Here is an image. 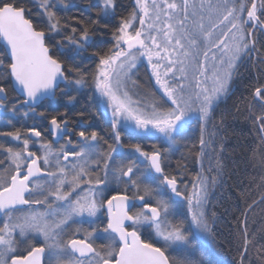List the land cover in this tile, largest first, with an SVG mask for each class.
Instances as JSON below:
<instances>
[{
  "label": "snow or ice",
  "instance_id": "obj_1",
  "mask_svg": "<svg viewBox=\"0 0 264 264\" xmlns=\"http://www.w3.org/2000/svg\"><path fill=\"white\" fill-rule=\"evenodd\" d=\"M135 3L137 8L112 33V47L89 57L97 61L90 72L76 64L75 58L92 46L101 21L114 14L115 0H100L95 20L86 22L74 16L63 18V23L57 11L69 5L41 0L46 30H37L26 18L28 10L17 0H0V38L6 42L0 69L24 96L19 107L28 111L22 115H35L37 106L55 99L61 82L79 90L91 78L98 104L110 110L113 141L108 143L96 131L70 132L63 118L66 114L60 119L53 116L50 126L54 136L68 135L69 139L58 150L51 143L41 144L43 155L30 150V139L42 135L37 127L28 128L27 138H22L25 134L19 129L0 133L22 145L15 150L0 144L9 164L0 173V264H46V256L55 257V264H177L170 261L166 251L189 243L183 221L175 219V206L181 201L188 206L190 222L197 229L207 230L200 210L207 201L203 183L193 182L190 193L187 185L181 190V178L165 172L167 151L154 146L149 153L139 144L125 151L121 131L130 128L137 135L163 139L171 149L194 113L203 129L212 120L218 103L231 91L238 68L255 50L253 32H264V0L259 5L250 0V7L245 0ZM137 19L138 28L133 23ZM57 36L61 39H55ZM49 41L53 42L51 47ZM61 57L71 58L73 63L68 65ZM141 57L151 65L155 82L167 98L164 103L153 101L148 105L131 99L130 73ZM5 59L10 63L5 64ZM254 98L264 102V86L255 89ZM6 99V89L0 86V121L11 125L18 112L16 106L8 108ZM73 99L69 97V102ZM39 115L43 117L44 113ZM256 119L264 130V114ZM72 135L78 137V143H73ZM200 143L203 146L205 140L201 138ZM135 154L139 155L133 159ZM116 156H120L119 161ZM4 163L0 161V166ZM113 181L124 184V189L115 191ZM163 189L171 193L167 199ZM113 191L115 194L107 195ZM153 199L154 205L150 202ZM135 201L142 202V207L131 212ZM22 206H46V210L17 215ZM104 219L106 224L98 223ZM85 223L88 229L83 228ZM73 224L79 226L70 233L72 238L65 240ZM142 228L153 229L163 247L142 239ZM80 234L83 239L75 238ZM95 238L108 243L95 247L91 242ZM179 264L194 261L184 258Z\"/></svg>",
  "mask_w": 264,
  "mask_h": 264
},
{
  "label": "trees",
  "instance_id": "obj_2",
  "mask_svg": "<svg viewBox=\"0 0 264 264\" xmlns=\"http://www.w3.org/2000/svg\"><path fill=\"white\" fill-rule=\"evenodd\" d=\"M60 1L69 5L66 10L57 11L62 23L63 18L74 16L86 22L95 20L100 10L96 0ZM17 2L28 10V19L37 29L46 30L45 15L36 0ZM116 3L119 17L133 7L132 0H116ZM115 19L101 21L94 43L101 35L107 37L116 25ZM253 40L255 50L238 68L231 86L234 90L218 103L212 120L203 129L197 119L187 124L183 136L177 138L178 148L175 156L169 157V164L166 163L167 155L164 157L165 172L181 178V190L187 185L190 193L193 182H202L207 190L204 205L208 240L203 242L191 233L189 220L183 212V228L194 251L185 248L166 251L170 261L177 264L184 258L193 260L194 264H264V198L255 203L264 195V134L261 122L256 119L264 114V104L254 98L255 89L264 86V34L255 30ZM90 49L101 51L99 46ZM4 54L0 44V58ZM84 56L76 57L75 63L94 71L93 66L83 63L87 61ZM4 63H9V59ZM69 97H74L70 102L72 113L87 104L91 109L98 107L91 78L81 90L72 88ZM201 138L205 140L203 146ZM166 149L167 146L163 152L168 153Z\"/></svg>",
  "mask_w": 264,
  "mask_h": 264
},
{
  "label": "flooded vegetation",
  "instance_id": "obj_3",
  "mask_svg": "<svg viewBox=\"0 0 264 264\" xmlns=\"http://www.w3.org/2000/svg\"><path fill=\"white\" fill-rule=\"evenodd\" d=\"M96 1L98 2L99 7H100V1L99 0H96ZM132 2H133V7L128 9V11L125 14H123L122 17H119V15L117 14V8L115 6L114 14L109 16L110 19L116 18L115 19V22H116L115 27L113 28V30H111L110 33H108L106 38H105V36L101 35L98 38V40H100V41L97 40L96 43H94V40H93L91 47L96 48L99 46L101 51H98V52H105L109 48L112 47V45L114 43V41L112 39V33L116 30L117 27H119L120 21L122 19L129 18L130 14L135 9L134 0H132ZM115 4H117L116 0H115ZM39 28L40 27H38L37 30L41 29V28L40 29ZM65 35H67V33H65ZM55 39L59 40V39H61V37L57 36ZM48 43L51 47L53 42L49 41ZM103 44H105V45H103ZM91 47H88L87 51L81 53L80 56L83 57L84 55H87V56H84L87 61H83V63L90 64V66H93L95 68V64L97 61L90 59L89 57L91 56V54L93 52H97V51H93V49L91 51V49H90ZM80 56H78V57H80ZM61 59H63L65 61V63L68 65H71L73 63V61L70 62L71 58L61 57ZM9 63H10V60H9ZM5 64H8V63H5ZM137 68H142L145 71V74L148 77H150L149 72L147 71L146 64L144 62L139 64L137 66ZM0 86H3L6 89L7 99L5 100V104L8 106L9 109H11L13 106H16L17 112H18V118L13 119L11 125H8L5 122H4V124H0V133L12 132V131H16L17 129H19L22 134H25V136H23L22 138H27L28 128L33 127V126L37 127V129L39 131H41V133H42L41 137L30 139V150L36 152L37 155H39V153H38L37 148L34 146V144L38 140L44 141L47 143H51L53 148L58 150L60 147L64 146L65 142L69 139L68 135H64L63 138H60L58 136H54L52 131H51V126H50L51 118L53 116H57V118L60 119L61 114H66L63 116V118L68 121V129L70 130V132L78 133L81 130H87V132L90 133L92 131H96L98 133V135L100 137L104 138V140H107L108 143L113 142L112 138H111V131H112L111 123L107 119V116H105V114L102 112V110L98 106V103H97L98 107H94L93 108L94 110L91 108H88V104H87V106L85 105V106L81 107L80 110L76 111L75 113H72V111L70 110L71 103L69 102V96H70L71 90H68V91L65 90V88H66L65 83L61 84L60 87L58 88V90L56 92V98L55 99L46 100L44 103H42L41 105H39L35 108V113H36L35 115L31 114V115H28L27 117H24L21 114L23 111L24 112L28 111V108L27 107H19L20 103H22L24 99L14 89L11 79L5 78V76L3 75L2 69H0ZM10 89H11V91H13V93H10L11 92V91H9ZM62 93H66V95H62ZM89 95H90V93L87 95V97ZM45 104H47V105H45ZM41 112L44 113L43 117H41L39 115ZM71 139H72L74 144L78 143V137L76 135H72ZM128 140H129V142H128ZM147 141H149L147 143L150 144L149 138L147 139ZM121 143L123 144L125 151L128 148H130L131 145H135V144L141 145L142 148L147 146L146 140L134 137L131 134H129L126 130L121 131ZM0 144L4 145L5 148L6 147H13L15 150L20 149L19 148L20 146L18 147L17 141H15L11 137H7L4 135H0ZM158 147H159V150H161V152H163V150L165 148V144H162L161 142L158 141ZM76 150L78 151L79 149H76ZM117 157L118 156H116L115 158H117ZM0 161H5V163L2 166H0V173H2L5 168H9V164L6 160V156L2 151H0ZM42 167H43V164H42ZM39 181L43 182L44 181L43 177H40ZM124 187H125L124 184H121L120 187L113 188V189L115 191H122L124 189ZM115 191L109 192V193H107V195L115 194ZM128 194H129V196H131L133 194V190H130L128 192ZM31 198L37 199L36 197H31ZM150 202L153 203L152 201H150ZM134 205L135 206L131 208V212H136L137 210H140L142 207V202L135 201ZM25 208H27V206H22L20 209V212H17L16 214L21 213L22 210ZM35 208H38V206ZM41 208H46V206L41 207ZM2 220H3V217L0 216V221H2ZM98 223L106 224V219H104L102 221H98ZM86 224L87 223L84 224V227L86 226ZM74 225H76V224H74ZM85 229H86V227H85ZM87 229H88V227H87ZM73 230H71V232ZM148 233L152 234L151 229L150 228H143V230L141 231L142 239H146L150 242H155L152 238H150L148 236ZM69 238H72L70 233L68 236H66V240ZM75 238L83 239L84 236H83V234H80ZM91 242H93L95 247H99L101 245H105L108 243V241L106 239H101V238H95ZM157 246H160V245L157 244ZM47 259L48 258L45 257L46 264H49Z\"/></svg>",
  "mask_w": 264,
  "mask_h": 264
},
{
  "label": "rangeland",
  "instance_id": "obj_4",
  "mask_svg": "<svg viewBox=\"0 0 264 264\" xmlns=\"http://www.w3.org/2000/svg\"><path fill=\"white\" fill-rule=\"evenodd\" d=\"M100 1V0H99ZM36 2L38 3V8L44 12V10L41 8V0H36ZM159 2V0H158ZM177 2H179V0H177ZM199 2V0H197V3ZM245 2L247 3V5L250 7V0H245ZM58 3H60L61 5H63L61 3L60 0H58ZM134 3H135V0H134ZM261 3V0H259L258 2V5ZM137 8L136 6V3H135V9ZM260 13L258 12V15ZM45 19H46V16H45ZM135 27H140L139 25V21L138 19L136 21L133 22ZM263 33V32H262ZM251 39H253V35L251 37ZM145 63L146 64V67H147V71L149 72V76L148 77L146 74H145V71L142 69V68H137V66L141 63ZM211 74V73H209ZM179 75V74H178ZM134 82V83H133ZM211 84V81H209V85ZM72 88L76 89V87H66L65 90L68 91V90H71ZM83 88V87H82ZM82 88H79V90H81ZM128 90H129V95L131 97V99L133 101H139L141 102L142 104H148L150 105L153 101L157 102V103H164L166 101V97H164L163 95V91L162 89L159 87V85L156 84L155 82V78H154V75H153V71H152V68H151V65L148 63L147 61V58L146 57H141L137 60L136 62V67L131 71L130 73V80L128 82ZM93 92H94V95L97 99V93L95 91V88H94V85H93ZM98 103V101H97ZM98 106L100 107V109L102 110V112L105 114V116H107V119L109 120V122L112 124V120H111V113H110V110L109 111H105L104 110V107L103 105H100L98 104ZM167 106V104L165 105ZM31 115V113L29 114ZM199 120L198 119V116L197 114H193L191 120L189 121V123L193 120ZM188 123V124H189ZM209 123V122H208ZM0 124H4V121H0ZM129 134H131L132 136L134 137H137V138H140V139H144L146 140V147H143V151H146L149 153L152 152L154 150V146L156 148L159 149L158 147V141L161 142L162 144H165V147L167 146V149L168 150V153H167V160H166V163L169 164V157L170 156H175L176 154V150L178 148V141L176 143L175 146H173L171 149H169V145L167 142H165L163 139H157L155 137H151V136H140V135H137L132 129H127L126 130ZM262 134H264V130H262ZM150 139V144L147 143L149 141H147V139ZM104 140V138H103ZM103 140L101 141V143H103ZM129 142V140H128ZM43 143H47V142H44V141H37L34 146L37 148L38 150V153L39 155H43V150L41 149L40 145L43 144ZM20 146V147H19ZM18 147L21 148L22 145L20 142H18ZM149 147V148H148ZM55 149V148H54ZM130 150V148H128L126 151ZM139 154H135L132 158L135 159L136 157H138ZM117 161L120 160V156H118L117 158H115ZM141 168L143 169V165H141ZM93 172H95L96 170L93 168L92 169ZM141 174L140 173H137V176H140ZM135 178V177H134ZM45 181H39V183L43 184ZM144 183H151L150 180H144L143 181ZM112 188H118L121 186V184L117 185L114 181L112 183ZM135 190L133 189V192ZM162 195H164V198L167 199L169 195H171L170 191L168 189H163L162 191ZM37 199L40 198V197H36ZM75 198V197H74ZM153 204H155V199L152 200ZM206 205V203H205ZM205 205L202 207V209H200L201 211L204 212V215H205ZM32 210H36V211H40V212H43L46 210V208H41V207H38V208H35V209H29L28 207L23 209L22 212H27V211H32ZM139 211V210H137ZM21 212V213H22ZM175 212L178 213V215H176L175 219L177 221H182V213L184 212L186 215H187V218L189 220V224H190V228H191V233L197 237L199 240L203 241V242H206L208 240V236H209V228H207L206 231H203V230H200V229H197L196 226L194 224H192L190 221H191V213L188 211V206L186 203H183V202H179L178 205L175 206ZM19 213V214H21ZM17 214V215H19ZM171 219V217H170ZM206 220V218H205ZM207 223V221H206ZM79 225H72L70 229H68V232L71 233V230L75 229L76 227H78ZM207 226H208V223H207ZM86 229L88 227V225L86 224ZM84 227V224H83V228ZM151 229V228H150ZM143 230V228L141 229V231ZM151 233H148V236L150 238H152L155 242H157L158 245H160L161 247H163V243L162 242H159L158 241V238L155 237V233L153 231V229H151ZM187 234V233H186ZM64 239L66 240V236L64 237ZM182 248H185L187 250H192V253L194 251V249H192V247L188 245L185 247V246H177V247H173V248H169L167 251H171L173 249H177V250H180L182 251L183 249ZM181 253V252H180ZM47 257V256H46ZM48 258V257H47ZM49 264H55V257L51 258V259H47Z\"/></svg>",
  "mask_w": 264,
  "mask_h": 264
},
{
  "label": "water",
  "instance_id": "obj_5",
  "mask_svg": "<svg viewBox=\"0 0 264 264\" xmlns=\"http://www.w3.org/2000/svg\"><path fill=\"white\" fill-rule=\"evenodd\" d=\"M256 2H257V4H258L259 0H256ZM25 15H26V18H28V17H27V12L25 13ZM263 34H264V32H263ZM0 44L3 46V48H4V50H5L6 42L3 41L2 38H0ZM9 60H10V59H9ZM11 81H12V84H13L14 89H15V90L17 91V93H18V94L24 99V96L20 93L18 86H15V85H14V80L11 79ZM63 83H64V82H61L60 85L63 84ZM59 87H60V86H59ZM57 90H58V89H57ZM233 90H234V88L231 89V91L229 92L228 95H230V94L233 92ZM56 92H57V91H56ZM49 99H51V98H49ZM257 100H258V99H257ZM258 101H260V100H258ZM260 102H261V101H260ZM262 103L264 104V102H262ZM263 198H264V195L261 196V197H260L255 203L261 201ZM181 202H182V201H181ZM255 203H254V204H255ZM254 204H253V205H254Z\"/></svg>",
  "mask_w": 264,
  "mask_h": 264
}]
</instances>
